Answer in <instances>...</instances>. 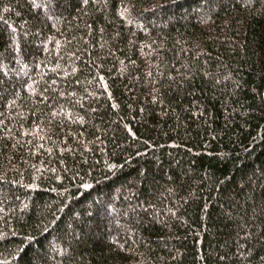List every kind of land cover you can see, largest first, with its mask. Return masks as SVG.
Wrapping results in <instances>:
<instances>
[{"label": "trees", "instance_id": "trees-1", "mask_svg": "<svg viewBox=\"0 0 264 264\" xmlns=\"http://www.w3.org/2000/svg\"><path fill=\"white\" fill-rule=\"evenodd\" d=\"M0 264H264V0H0Z\"/></svg>", "mask_w": 264, "mask_h": 264}]
</instances>
